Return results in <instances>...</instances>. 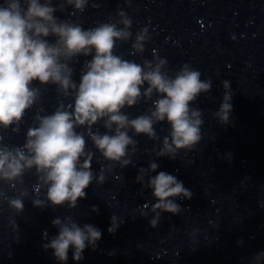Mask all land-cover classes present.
I'll return each instance as SVG.
<instances>
[{
  "label": "water",
  "instance_id": "water-1",
  "mask_svg": "<svg viewBox=\"0 0 264 264\" xmlns=\"http://www.w3.org/2000/svg\"><path fill=\"white\" fill-rule=\"evenodd\" d=\"M60 2L52 0V5L59 8ZM118 11H124L132 24L130 38L116 42L117 55L139 64L153 57L166 59L170 75L189 64L202 80L211 81L210 90L192 104L202 110V140L173 159L156 154L170 131L166 121L155 125L159 137L155 140L129 130L137 145L135 151L129 146L131 162L122 168L105 161L85 133L86 152L94 153L93 173L98 175L102 166L113 167L105 171L104 183L93 181L75 208L67 204L53 208L47 201L34 206L33 200H45L43 188L38 194L34 191V169L25 174L23 184L0 181L6 197H19L24 203L23 211L17 213L6 199L0 200V264H264L260 255L264 253V0H88L83 12L66 6L54 15L84 29L106 22L123 28ZM144 29L145 50L136 53L131 45ZM47 39L55 42V37ZM91 58L80 56L69 62L77 84L84 62ZM224 81L232 93L227 124L215 116L226 91ZM32 86L39 95L19 125L0 126V142L5 145H23L38 115L74 104V94L65 96L57 85L33 81ZM149 107L151 101L142 100L122 112L134 118ZM103 125L100 120L91 130L104 133ZM76 130L85 132L82 127ZM151 163L158 167L147 172L144 184L149 176L164 171L192 193L190 199L174 198L182 211L161 213L155 228L149 224L155 216L152 190L136 182L139 169H148ZM24 191L27 196H21ZM143 211L147 216L141 215ZM113 215L122 223L109 233ZM58 217H71L80 226L91 224L101 230L95 249L89 246L83 259L76 261L70 247L68 260L58 261L44 248L58 234L51 223Z\"/></svg>",
  "mask_w": 264,
  "mask_h": 264
},
{
  "label": "clouds",
  "instance_id": "clouds-1",
  "mask_svg": "<svg viewBox=\"0 0 264 264\" xmlns=\"http://www.w3.org/2000/svg\"><path fill=\"white\" fill-rule=\"evenodd\" d=\"M70 6L74 11L83 12L88 0H62L59 8L52 0H4L0 5V126L7 129L19 125L26 110L32 107L39 90L33 81L54 84L65 96L74 94V104L63 105L51 114L36 117V126L26 133L21 146H8L0 142V181L23 184V177L35 170L37 183L34 191L45 190V200H33L34 206L41 207L45 201L53 208L68 205L77 206V200L86 197V189L96 181H105V171H112V165L102 166L94 174L91 162L94 153L86 152L85 133L105 161L119 164L122 168L128 159L129 146L135 151L137 141L129 135L158 139L155 125L167 122L170 131L162 140L157 156L175 159L181 150H191L202 140V110L193 107L201 93L211 88V81L201 79V73L189 64H183L170 75L166 71L167 61L153 57L142 64L124 59L115 52L116 42L127 41L132 21L124 11H118L119 24L106 22L84 29L80 24L59 20L54 13ZM55 37L50 43L48 37ZM147 29L136 35L131 45L136 53H143ZM91 55L86 60L79 83L73 79V68L69 62L80 56ZM226 90L219 110L215 113L222 124L229 122L232 111V93L229 82L224 81ZM156 97L153 99V97ZM151 101V107L144 114L131 118L122 112L140 101ZM104 120V133L93 132L92 126ZM115 128L113 129V126ZM82 127L85 132L76 129ZM14 131H18L15 128ZM3 137L0 136V141ZM81 158L83 161L81 162ZM151 163L148 169H139L136 182L152 190L156 203L151 206L155 216L149 220L155 228L161 213L178 215L182 209L174 198H191V191L184 187L176 176L160 171ZM27 191L21 196H27ZM7 200L9 208L17 213L24 209L19 197H6L0 190V200ZM144 209L148 205H143ZM98 210V209H97ZM147 216V211L141 213ZM52 225L58 234L44 245L61 262L68 260L70 247L74 249L73 259H83V252L91 246L95 249L102 232L91 224L80 226L71 217L55 218ZM118 218L111 217L109 233H114ZM47 238V232L44 233ZM260 255H264L261 253ZM259 259V256L256 257Z\"/></svg>",
  "mask_w": 264,
  "mask_h": 264
}]
</instances>
